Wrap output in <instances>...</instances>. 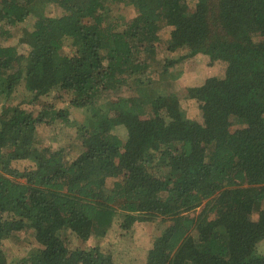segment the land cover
Here are the masks:
<instances>
[{"label":"trees","instance_id":"1","mask_svg":"<svg viewBox=\"0 0 264 264\" xmlns=\"http://www.w3.org/2000/svg\"><path fill=\"white\" fill-rule=\"evenodd\" d=\"M112 3L137 10L123 30L109 22ZM49 5L63 14L49 16ZM30 18L27 55L0 46V101L23 85L34 100L63 91L93 113L77 131L83 152L68 162L63 147L38 140L41 125L67 112L3 106L0 264L3 241L25 230L40 249L24 264H115L99 247L69 250L64 235L105 236L118 215L168 223L144 264H264V0H0L3 34ZM165 26L170 51L227 63L223 79L188 90L202 123L151 79ZM128 82L136 96L97 104ZM27 160L29 169L13 167Z\"/></svg>","mask_w":264,"mask_h":264},{"label":"rangeland","instance_id":"2","mask_svg":"<svg viewBox=\"0 0 264 264\" xmlns=\"http://www.w3.org/2000/svg\"><path fill=\"white\" fill-rule=\"evenodd\" d=\"M46 12L51 17H59L63 14V11L55 5H49ZM106 13L109 22H117L119 30H123L124 25L137 16L136 8L128 4L112 3L108 6ZM34 24L35 19L30 18L14 28H6L5 30L11 32V37H9V34H3L0 23V46H16L20 54L27 55L30 49L27 45L20 44V41L24 33L33 30ZM173 30V27L165 26L160 32L161 43L158 44L157 55L152 65L151 79L155 82L158 91L164 90L178 96L187 118L202 123L203 111L200 102L190 99L188 90L201 87L212 78L223 79L226 76L227 63L223 60H214L212 56L204 52L191 55L192 51L189 47L170 51L168 47ZM69 51V43L66 42L62 52L68 54ZM130 85L131 82H128L119 87L117 91L102 93L97 104L101 106L119 98L136 96L137 90ZM71 98L69 94L56 90L46 97L34 100L22 85L9 99L4 98L0 101V113L3 106H18L35 114L44 109L67 112V121L57 120L51 125H41L38 130V140L43 148L60 149L63 147L66 161L72 162L83 152L77 135L78 128L88 125L93 112L87 108L72 107ZM240 128L238 123L232 127L234 130ZM115 134L121 138L127 136L123 127L116 128ZM31 166L32 162L29 160L13 163V167L20 170L29 169ZM199 212L200 210L197 214ZM254 218H257V214ZM167 226L168 223L161 219L155 222L130 223L118 215L112 229L105 236L92 237L88 241L78 239L71 233H66L64 237L67 238V245L71 251L78 248L99 247L112 255L115 264H144L155 238ZM2 247L8 264H24V259L40 249L32 230H25L17 237L4 240ZM260 248L264 250V241L261 242Z\"/></svg>","mask_w":264,"mask_h":264}]
</instances>
